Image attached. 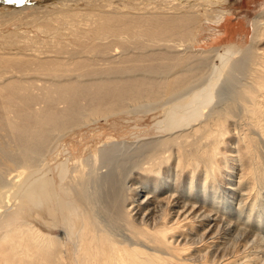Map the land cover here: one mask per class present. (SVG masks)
Here are the masks:
<instances>
[{"label": "bare ground", "instance_id": "6f19581e", "mask_svg": "<svg viewBox=\"0 0 264 264\" xmlns=\"http://www.w3.org/2000/svg\"><path fill=\"white\" fill-rule=\"evenodd\" d=\"M217 1L99 11L84 51L0 56V264H264V11L246 48L195 50ZM138 113L151 137L57 156Z\"/></svg>", "mask_w": 264, "mask_h": 264}, {"label": "rangeland", "instance_id": "374dc122", "mask_svg": "<svg viewBox=\"0 0 264 264\" xmlns=\"http://www.w3.org/2000/svg\"><path fill=\"white\" fill-rule=\"evenodd\" d=\"M197 1L0 0V56H27L29 54L34 56V51L37 50V52L51 50L62 53L71 51L77 53L81 50L84 51L88 45L86 38H84L86 37L85 33L80 30L77 31L76 26L92 18L93 14H97L99 11H109L114 8L115 12H127L129 9L137 13L151 12L157 5L161 7L164 4L169 6L181 4L190 7L197 5ZM212 8L225 11V17L220 22L214 23V25L213 23H206L203 26L198 35L199 38L196 39L194 49L198 51H207L214 48L242 50L249 44L253 18L264 11V0H218L217 5ZM113 39L121 42L116 37H113ZM41 41H51L54 44L66 47L48 48L41 45L39 43ZM3 69L4 71L9 70L5 69L4 66ZM143 115L138 113L114 117L107 122L100 121L98 124L84 127L70 136L60 146L57 156H86L96 151L108 140L114 139L115 142L130 143L134 141V137L142 139L146 136L151 137L154 127L152 124H155V121H153L151 113ZM0 142L2 141L0 140ZM55 155L56 153L53 157ZM50 164H52V161ZM12 174H17V172L12 171ZM18 201L24 200L18 199L14 204L17 205ZM20 208L25 211V218H37L36 206L24 202L21 203Z\"/></svg>", "mask_w": 264, "mask_h": 264}]
</instances>
